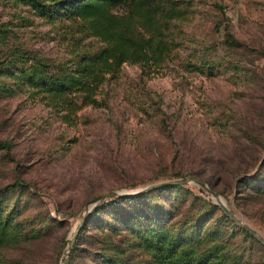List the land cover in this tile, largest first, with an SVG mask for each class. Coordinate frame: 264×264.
<instances>
[{"label":"rangeland","instance_id":"1","mask_svg":"<svg viewBox=\"0 0 264 264\" xmlns=\"http://www.w3.org/2000/svg\"><path fill=\"white\" fill-rule=\"evenodd\" d=\"M183 1L164 60L123 62L64 117L24 83L23 58L58 65L99 40L0 0V264H151L123 222L136 213L210 264H264V0Z\"/></svg>","mask_w":264,"mask_h":264},{"label":"trees","instance_id":"2","mask_svg":"<svg viewBox=\"0 0 264 264\" xmlns=\"http://www.w3.org/2000/svg\"><path fill=\"white\" fill-rule=\"evenodd\" d=\"M23 4L29 5L36 15L47 21L64 17L71 21L76 31L100 42L96 48L86 49L58 65L47 64L41 56L23 58L24 83L47 95L60 110L66 109L62 114L64 117L76 108L77 98L82 104L95 103L97 86L123 62L155 65L164 60L171 48L169 25L186 12L183 0H23ZM0 146L7 148L8 144L0 141ZM177 184H162L149 189L163 190ZM143 192L117 197L137 202L144 197ZM92 213L90 211L85 220L95 222ZM136 215L133 220L148 218L147 214ZM132 218L123 219L128 226L126 230L141 239L142 242L134 238L149 251L151 264H210L208 257L197 258L183 250L177 240L161 232L162 227L140 230L132 223ZM9 239V225L0 217V245ZM73 248L68 256L73 253ZM102 263L123 264L116 255L105 257Z\"/></svg>","mask_w":264,"mask_h":264},{"label":"water","instance_id":"3","mask_svg":"<svg viewBox=\"0 0 264 264\" xmlns=\"http://www.w3.org/2000/svg\"><path fill=\"white\" fill-rule=\"evenodd\" d=\"M184 178H178V179H171V180H166L164 182L161 183H157V184H152L146 188H143L137 192L143 191L147 188L153 187V186H158V185H162V184H171V183H181L183 181ZM193 181H195L196 183H198L199 185H203L202 181L196 179V178H192ZM136 193V192H135ZM124 193H115V192H107V193H103V194H99L98 195V199L100 200L101 198H103V196H111V195H122ZM93 207V206H92ZM221 207L223 208V210L227 211V209L221 204ZM234 220H237L236 218L232 217ZM249 232H252L253 230L249 227H247L246 225H243ZM74 236H71V238L68 240V247H70L72 241H73ZM260 241L262 242V244H264V239H260Z\"/></svg>","mask_w":264,"mask_h":264}]
</instances>
